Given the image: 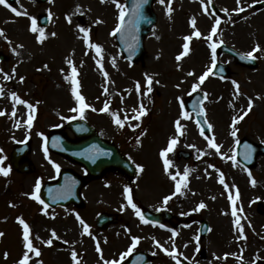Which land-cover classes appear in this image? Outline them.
Wrapping results in <instances>:
<instances>
[{"label": "rangeland", "instance_id": "obj_1", "mask_svg": "<svg viewBox=\"0 0 264 264\" xmlns=\"http://www.w3.org/2000/svg\"><path fill=\"white\" fill-rule=\"evenodd\" d=\"M258 1L240 0L238 5L237 0H212L217 10L212 13L207 0L203 5L201 0H165L163 4L155 0L157 24L146 37L143 62L136 65H130L116 48L113 30L120 9L113 0L48 1L45 12L49 22L43 29L42 42L38 40L39 30L31 31L28 15L22 19L14 17L0 5V29L4 31L0 52L6 56L0 60V112L4 113L0 115V156L6 158L2 166L9 167V151L13 144L22 141H30L29 157L36 166L33 173L11 170L8 176L0 174V264H19L22 253L27 251L18 218L29 225L30 239L40 251L39 256L29 253L28 264H74L73 251L79 264H106L125 253L133 237L139 238L135 250L140 248L153 256L149 264H176L181 259L187 264H237L239 259H256L264 264V156H259L250 170L255 185L250 184L242 166L230 160L236 142L243 136L264 144V8L256 6ZM118 3L124 6L122 0ZM168 7L172 8L170 14ZM237 7L244 11H234ZM216 17L221 24L213 40L208 41ZM193 18L195 28L190 23ZM80 28L88 30V43ZM197 29L200 37L192 35ZM190 35L192 39L185 41ZM221 41L245 55L257 44L261 50L254 53L256 69L239 66L226 54L219 55L232 72L230 77L219 79L209 73L196 89L205 97L206 118L213 128L210 137L196 130L193 116L182 103L213 63L209 45ZM185 43L189 44V52L177 60ZM89 44H99L101 54L97 56ZM72 67L77 69L79 92L88 105L82 116L73 110L79 104L66 79ZM5 74L11 78L5 79ZM148 76L152 77L151 92H147ZM233 81L239 84V95ZM137 83L141 85L139 92ZM11 93L26 103H15ZM249 99L253 104L250 111ZM106 102H110L109 109L101 112ZM27 104L37 109L36 116ZM141 104L146 114L137 120L134 117ZM183 112L188 116H183ZM29 114L33 115L30 127ZM240 116L243 119L233 124V119ZM114 117L122 121L123 127L115 123ZM71 118L88 119L100 131L110 134L106 136L115 139L142 170L138 169L131 184L118 176L90 183L83 191V208L51 209L39 205L32 193L37 180L55 177L54 164L67 163L43 153V138L38 135ZM173 138L177 140L173 150L162 157L161 152ZM208 139L220 146L218 152L209 147ZM178 151L188 152L190 157H178ZM165 158L170 161L167 171ZM185 169L189 173L187 187L182 184L180 192H176ZM221 174L229 195L235 198L238 191L235 206L243 238L234 224L236 217L229 212L233 205L229 208V195L219 182ZM125 187L131 190L133 203L141 211L148 208L171 213L170 221L164 223L176 235L143 225L128 204ZM165 196H171L167 204ZM257 202L261 203L259 208ZM200 203L206 207L196 210ZM103 210L117 213L118 219L102 231L95 228L94 218ZM203 219L210 230L206 237L198 239L196 233ZM80 220L88 226L89 233H84ZM49 239L51 245L46 243ZM157 242L168 250L175 247L176 259L163 252ZM203 252L205 259L200 258Z\"/></svg>", "mask_w": 264, "mask_h": 264}, {"label": "snow or ice", "instance_id": "obj_2", "mask_svg": "<svg viewBox=\"0 0 264 264\" xmlns=\"http://www.w3.org/2000/svg\"><path fill=\"white\" fill-rule=\"evenodd\" d=\"M101 2H104V0H101ZM114 3L117 4V8L120 9V14H119V23L117 24L116 26V29H115V32H120L122 29H123V26H124V22H125V15L126 13L124 12L123 8L124 6L123 5H120L118 3V0H113ZM160 3H164L165 0H159ZM212 2V0H208V4L210 5ZM253 2L255 3L256 0H253ZM144 3H147V0H137V2L133 5V8H132V13L134 16H138L139 15V12H140V8L142 6V4ZM169 3H170V0H169ZM201 3L203 5L204 3V0H201ZM237 4L239 5L240 4V0H237ZM0 5H5L6 7H9L11 9V11L13 13H15L17 16L21 15L22 13L17 11V9L15 7H12L10 4H8V0H0ZM205 11H207V8H205ZM222 11L224 12H228V9H223ZM234 11L236 12H243L244 11V8L242 7H237ZM167 12L170 14L172 12V8L171 7H168L167 8ZM49 16H51V13L49 12ZM101 21H97V23H100ZM129 23H134V21H129ZM191 25L193 28L196 27V21L195 19L193 18L191 21H190ZM221 24V19L219 17H216L215 18V22L211 28V33L207 36V40L208 41H212L213 40V36L217 33V30H218V26ZM38 29H37V26H36V19L35 18H32V24H31V31L33 32H36ZM80 31L84 33V40L86 43H88L89 41V36H88V30L85 29V28H80ZM39 33L40 35L38 36V40L39 41H43L44 40V30L41 28L39 29ZM4 35V31L2 29H0V36ZM53 36L55 35V33L52 34ZM196 37H200L202 34L201 32L197 29L196 31H194V33L192 34ZM192 35L190 36H186L184 39L185 41H190L192 39ZM222 43V41H221ZM219 45L217 43H211L209 45V47L211 48L212 50V61H213V66H215V60H216V50H217V47ZM89 47H93L95 48V51H96V54L97 56H99L102 52V48L99 44H89ZM183 48H184V51L177 56V60H180L184 55H187V53L189 52V44L188 43H185L183 45ZM260 45L257 44L251 51H249L247 54H246V58L248 59H256V56L254 55V53L260 51ZM68 63L71 65L72 64V61L69 60ZM97 63L99 64L100 61L98 60ZM45 67H47L45 65ZM13 71H15V69H13ZM211 72V69H208V71H205L200 77H199V83L198 84H195L193 86V91H196V89L199 87L200 84H202L206 77L209 75V73ZM193 73H189V75H192ZM104 75L105 77H107V73L104 72ZM77 76H78V73H77V69L75 67H72L71 68V75L70 76H67L66 79H68L70 82H71V85H72V88H71V91H72V94L73 96L75 97L76 101L78 102L79 104V107L76 108V109H73L74 111L76 112H79L81 113V116L83 115V111L86 107H88V105L85 104L84 102V97L80 94L79 92V81L77 79ZM5 79H10L11 77L8 75V74H5L4 76ZM24 78L21 77V81L23 80ZM158 83V81H157ZM146 84H147V92H151L152 91V88H151V85H152V77L148 76L146 78ZM233 84L235 85L236 87V90H237V95H239V84L236 82V81H233ZM140 88H141V85L139 83H137L136 85V90L137 92L140 91ZM107 91V88H105V92ZM0 94H2V89H0ZM147 93H145L146 95ZM11 97L12 99L14 100L15 103L17 104H25L26 102L22 99H20L16 93H11ZM253 104H252V101L251 99H249V103H248V111L251 110ZM27 107L29 109L32 110V112L35 111V109L33 108V106L31 104H27ZM109 109V104L106 102L104 107L102 109H100L101 112H105V111H108ZM95 110V109H94ZM200 112L203 113L204 112V109L201 108L200 109ZM146 114V109L144 108V106L141 104V106L139 107V109L137 110V114L136 116L134 117L135 119L139 120L141 116L145 115ZM0 115H4L3 112H0ZM13 115H15V107L13 109ZM183 116L187 117L188 116V113L187 112H183L182 113ZM244 115H247V112L244 113ZM238 119H243V116H240L238 118H234L233 119V124H235L237 122ZM114 120H115V123L117 125H120L121 127H123V123L122 121L119 119V118H116L114 117ZM32 121H33V115L32 114H29L28 116V120H27V123L29 125V127L31 126L32 124ZM205 123H207V121H205ZM176 127H177V132H181V127H180V124H179V121H177L176 123ZM212 125L211 124H208V128L211 129ZM201 134L203 135V132H201ZM232 135L235 136L236 133L235 131L232 132ZM177 143V140L175 138L173 139H170L169 141V144H168V148L164 151L161 152V156L162 157H166V154L167 152H171L173 150V147L174 145ZM208 145L210 148H213V149H216L217 152L219 151V148L220 146L218 144H216L214 142L213 139H208ZM246 148L248 149V151L245 152V159H248L250 158V155H251V148L250 146H247L246 145ZM45 154L47 155V148L45 147ZM103 155H109V153H102ZM89 159H93L94 160V157L93 156H89L88 157ZM4 159H6L5 157H2L0 156V165L3 164V161ZM233 161L235 162V157L233 156L232 157ZM164 165H165V170L167 171L169 165H170V161L168 159H164ZM57 170H59V165H56L54 164L53 165ZM138 169L142 170V167L141 166H137ZM212 167V166H210ZM11 171V168L10 167H3V166H0V174L4 175V176H8L9 173ZM188 170L185 169L184 171V174H183V178H182V181L181 182H178L177 185H176V192H180L181 190V186L183 184L184 187H187V183H186V178L188 176ZM250 177H251V173H249ZM173 179H175V177H173ZM219 182L221 184H223L225 186V188L227 189L228 188V185L225 184V180H224V177H223V174L220 175V179H219ZM250 182L254 185L255 184V180L254 179H251ZM39 189H40V181L37 180L36 182V185H35V191L32 193V198L35 199V200H38L41 204H43V201H40V198L39 196L36 194L39 192ZM124 195L128 201V204L132 207V209L135 211V214L140 218V220L145 223V224H148V223H156L155 221H150L148 219L145 218V216L142 214L141 210L139 207H137V205L135 203H133V199H132V195H131V190L128 188V187H125L124 189ZM173 195H175V193H173ZM236 198H238V191H237V196L234 198L232 195H229V200L232 201V204H233V208H232V216L233 217H236V219L234 220V224L236 226L237 229L240 230V237L243 238V230H242V225H241V222H240V219L239 217L237 216V209H236V206H235V203H236ZM171 199V196H165L164 197V204H167V202ZM214 199V197H213ZM206 205L204 203H200L198 206H197V209L196 210H200V209H203L205 208ZM78 219H80L79 217H77ZM19 219V223L23 226V239H24V247L27 249V251L23 254V258L19 261V264H28L29 262V253H35L37 256L40 255V251L39 249L35 248L33 246V243H32V240L30 239V228H29V225L27 223H25V221L22 219V218H18ZM80 223L83 225V231L84 233H89V228L86 224H84L83 220H80ZM161 227H163V225H161ZM3 233H0V236H2ZM176 233L173 232V236H175ZM52 236L55 238L56 237V233L53 231L52 233ZM139 242V238H136V237H133V242H132V245L129 247V249L127 250V252L121 254V259H124L125 256L129 255L133 249L136 247L137 243ZM46 243L48 245H51L52 244V240L49 239L48 241H46ZM157 246L158 247H162L161 245H159V242H157ZM97 251L99 252L100 251V248L99 246H97ZM163 251H165L166 254L172 256L173 259H176V250H175V247L172 248L171 251H169L168 249H163ZM138 259H142L141 258H138ZM72 260L74 262V264H79V260L77 259V253L75 251L72 252ZM106 264H119V261H109V262H106ZM179 264V262H178Z\"/></svg>", "mask_w": 264, "mask_h": 264}, {"label": "water", "instance_id": "obj_3", "mask_svg": "<svg viewBox=\"0 0 264 264\" xmlns=\"http://www.w3.org/2000/svg\"><path fill=\"white\" fill-rule=\"evenodd\" d=\"M137 2V0H127V8H126V15H125V22L123 29L120 32L116 33L117 37V44L119 47V50L130 60V62H137L140 57L143 54V47H142V39L143 36L151 29L152 24L155 21V16L150 12V3L151 0H147V3L142 4L140 8V12L138 16H134L132 13L133 5ZM129 21H134V23H129ZM226 51L231 53L237 60V62L247 65L249 67H252L255 65L254 62H252L251 59L243 57L241 54L233 51L232 49L225 48ZM192 109L195 110L196 115L197 113V103L194 102L190 105ZM198 117V115H197ZM199 118V117H198ZM65 148L70 149H83L86 146V143H82V145L78 146H71L69 144L63 143ZM242 145L252 146L249 142H244ZM256 149V147H255ZM253 147V151L255 150ZM243 155L245 154L248 149H244ZM259 149L255 150V156L259 154ZM25 154V150L20 151L19 153L12 152L11 154V162L15 168L21 171H30L32 170V166L28 164L26 161H23L22 157ZM70 156L69 154H66V156ZM114 158V155L112 156ZM242 162H247L248 159L241 158ZM82 160V159H81ZM104 161V160H103ZM82 163L88 167V163L84 160H82ZM98 163H102V159L99 160ZM53 191H55V185H52L50 187ZM77 191V189H76ZM55 199V196L53 194V200ZM57 199L54 200L52 203H56ZM143 259H138L137 262H132L128 264H139V261L143 263L146 261L145 255L142 254ZM145 258V259H144ZM140 263V264H141Z\"/></svg>", "mask_w": 264, "mask_h": 264}]
</instances>
